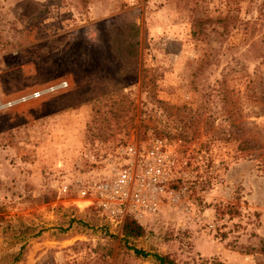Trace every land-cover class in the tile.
Wrapping results in <instances>:
<instances>
[{"label": "rangeland", "instance_id": "1", "mask_svg": "<svg viewBox=\"0 0 264 264\" xmlns=\"http://www.w3.org/2000/svg\"><path fill=\"white\" fill-rule=\"evenodd\" d=\"M155 139L181 200L124 240L76 191ZM22 243L15 264H264V0H0V256Z\"/></svg>", "mask_w": 264, "mask_h": 264}, {"label": "built area", "instance_id": "2", "mask_svg": "<svg viewBox=\"0 0 264 264\" xmlns=\"http://www.w3.org/2000/svg\"><path fill=\"white\" fill-rule=\"evenodd\" d=\"M66 85L58 83L29 94L20 95L5 106L18 101L38 98L48 90L53 92ZM108 160L105 174L83 183L76 191L77 199L103 214L109 221L120 224L125 216L140 222L154 215L160 205L174 207L181 200V191L168 187L172 160L167 143L155 139L149 144H130L116 147Z\"/></svg>", "mask_w": 264, "mask_h": 264}, {"label": "trees", "instance_id": "3", "mask_svg": "<svg viewBox=\"0 0 264 264\" xmlns=\"http://www.w3.org/2000/svg\"><path fill=\"white\" fill-rule=\"evenodd\" d=\"M130 28L133 30V33L130 35L132 39H135L134 42L128 44V53L136 52L134 48L137 45L136 37H137V27L134 25H130ZM135 49V51H133ZM137 53V52H136ZM136 53L134 55H136ZM30 227L18 225V229H15L14 235H16V239H23L24 234L30 231ZM144 233L142 226L134 220L130 216H125L120 223V234L124 240H137ZM20 241V240H19ZM22 248H24V244L22 243L20 248L16 253H6L0 256V262L3 264H15L20 258L22 254ZM132 249V248H131ZM136 255H144L142 252L132 249ZM152 261L154 264H179L176 261L172 260L168 257V255L164 254H152Z\"/></svg>", "mask_w": 264, "mask_h": 264}]
</instances>
